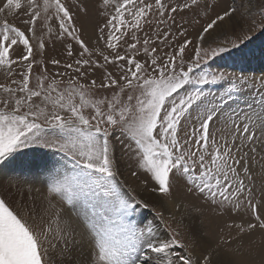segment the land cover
I'll return each instance as SVG.
<instances>
[{"label":"snow or ice","instance_id":"1","mask_svg":"<svg viewBox=\"0 0 264 264\" xmlns=\"http://www.w3.org/2000/svg\"><path fill=\"white\" fill-rule=\"evenodd\" d=\"M100 3L114 10L90 42L76 22L88 14L80 0H0V169L19 162L45 176L39 209L32 182L0 183V264H224L184 224L173 191L239 217L227 224L238 236L264 232V78L258 99L232 107L256 81L204 70L212 58L246 57L251 33L264 34V0H230L195 35L177 17L217 4ZM249 19L236 41L212 46L222 23ZM47 41L65 58L46 59ZM208 85L222 94L210 98ZM118 153L135 160L131 176L143 174L144 192L172 205L169 235L155 217L133 219L155 204L122 190Z\"/></svg>","mask_w":264,"mask_h":264},{"label":"rangeland","instance_id":"2","mask_svg":"<svg viewBox=\"0 0 264 264\" xmlns=\"http://www.w3.org/2000/svg\"><path fill=\"white\" fill-rule=\"evenodd\" d=\"M66 2L72 4L75 2V0H66ZM209 2L215 3L218 6L215 7L214 10L212 8H201L198 10L194 9L193 11L182 14V19L180 16L177 17V21L184 24V26L188 28V31L191 35H195L196 31H199L202 26L206 25V23L214 17L216 12H219L228 3H230V0H209ZM83 5L87 6L88 14L87 16H85L83 13H81L76 22L78 26H81L83 28L84 39L86 41H89L86 34L84 33L86 23L89 25V28L93 30V32L95 31L94 34L96 37L97 27L104 24L107 15L112 13L114 9L112 7L104 9L103 5L100 3V0H80V6ZM23 18L24 17L21 16L15 20V23L18 24L22 29L25 27L21 23V20ZM197 21L199 23H197ZM260 21L261 17L259 15H256L255 22L258 24L260 23ZM226 22L222 23L220 27L217 28L213 33V36L215 37L212 44L213 47L222 42L231 43L232 41H236L238 36L242 35L244 32H247L249 27L253 26L251 19H249L244 23V26L241 25L243 27L240 26L241 28H235L231 32H227L223 31ZM44 31L46 33V29ZM251 35L254 37V39L253 42L249 44L248 48L245 50L247 55L243 60H222L217 57L209 59L207 65L204 66L205 71L227 72L230 75L234 76H247L249 78H253L256 81L255 88L245 90V93L242 97H234L233 102H231L232 107H236L237 104L240 107H244L245 103L251 102L253 97H256L257 99L259 98L255 89L261 87L260 81L261 78H264V57L262 56V52L264 51V34H261L259 30H257L256 32L251 33ZM45 38L47 40V37ZM102 46L103 45L101 43V47ZM51 57L61 59L65 58L63 53V46L59 42H55V46H53V41H47L45 58L47 59ZM48 68L52 71L58 70L54 69V66H52L51 64L48 65ZM57 79H59V77H57ZM205 92L209 94L210 98H218V96L222 94L223 88L219 85H208L205 87ZM117 155L121 156L120 166L122 174L119 179L122 181V190L129 195L135 196L137 199L143 198L145 200H148L150 204H155V208H137L136 215L133 219L138 220L142 214H147L149 221H152L153 217H155V223L159 225L160 234L162 236L169 235L171 228L175 227L176 225L170 218L171 215L166 214V212L164 210H161L157 205V200H163L164 198L144 192L142 190V180L144 179L143 174H141L140 181L131 176V172L136 170L135 160L130 159L128 156L122 155L121 153H118ZM27 159L32 158L29 157ZM55 159L61 160V163H63V160L59 155H57ZM66 167L70 170L71 163L69 162ZM3 168L5 170H10L9 174L15 173L16 177L22 176L21 178H23V180H28L34 185L35 183H37L39 188L43 192L44 186L41 181L45 179V176L40 174L43 172V168H29L27 165H22L19 162L13 165H7ZM60 172L64 174V169L61 168ZM255 182L257 184L256 196L257 199H259L260 179L258 175ZM176 189H180L181 191H178ZM146 194L154 195L158 198L155 201L152 198L146 196ZM174 198H176L178 202L183 203L186 206V209L199 214L201 218L199 221L201 222L200 224L204 227V229L207 226L209 227L212 235L203 231L201 235H207L209 240L212 242L211 244L213 248H217V250L220 251V258H222V261L225 260L224 264H232L234 260L235 263L233 264H264V232L256 231L251 235L245 233L242 236H238V230H236L235 228L229 229L227 227V224H230L233 221L239 222V217H236L234 215L233 217L228 218L222 215V212L218 211L215 206H209V204L203 200L193 199L184 188H174L173 199ZM192 204H195L199 207V213L193 210ZM37 208L39 209L40 207ZM157 211H162L164 213L163 219H160L156 216ZM225 241H227V243Z\"/></svg>","mask_w":264,"mask_h":264},{"label":"bare ground","instance_id":"3","mask_svg":"<svg viewBox=\"0 0 264 264\" xmlns=\"http://www.w3.org/2000/svg\"><path fill=\"white\" fill-rule=\"evenodd\" d=\"M88 22V21H87ZM245 23V22H244ZM244 23L242 24L243 26H244ZM241 25H237L235 22H226L225 23V25H224V29H223V31H227V32H231L233 29H237V28H239ZM243 26H241V27H243ZM240 27V28H241ZM93 28V27H92ZM85 30H84V33L86 34V36H87V38L89 39V41L91 42L92 40H95V31L93 32V30H91L90 28H89V25L86 23V25H85V28H84ZM222 32V31H221ZM263 54H262V56L264 57V51L262 52ZM3 169V170H2ZM2 169H0V183H4V184H7V182H8V180H13V183H15V179H14V177L15 178H18V179H20V180H23V178H21L20 176H18V177H16L15 176V173H11V174H9V172H10V170H5L4 168H2ZM2 172V173H1ZM33 185V187H34V189H40L39 188V186H38V184L37 183H35V185L34 184H32ZM137 186V185H136ZM139 187V186H138ZM41 190V189H40ZM176 190H178V191H181L180 189H176ZM175 190V191H176ZM34 195L37 197V199H36V206L37 207H40V202H41V200H42V191L41 192H34ZM146 196H148L149 198H152L153 200H157V198L158 197H156V196H154V195H148V194H146ZM177 198V197H176ZM176 198H174V200H176ZM157 201H162V200H157ZM177 201V200H176ZM178 202V201H177ZM157 205L159 206V208L161 209V210H164L165 212H166V214H169V215H171L172 214V212H173V207H172V205L169 203L168 205H167V207L165 208V207H161L160 205H159V203H157ZM185 211H186V213H187V215L186 216H184L183 217V221H184V223H185V225H187L188 226V229L189 230H191V231H195V232H197L201 237H202V239L204 240V241H206V243L207 244H210L211 246H212V242L209 240V238L207 237V235H205V236H202L201 235V233H202V231L203 232H206V233H208V234H210V235H212L211 233V230L209 229V227L207 226V227H205V229H204V227L203 226H201V222L199 221L201 218H200V216H199V214H196V213H194V212H191L189 209H186V206H185ZM178 219H180L181 217H177ZM204 229V230H203ZM213 247V246H212ZM220 252V251H219ZM224 254V253H223ZM222 255V254H221ZM226 256V255H225ZM222 257V256H221ZM225 259V258H224ZM223 259V260H224ZM221 260H222V258H221ZM227 260V259H226ZM233 260V259H232ZM225 261V260H224ZM233 263H235V260L232 262V264Z\"/></svg>","mask_w":264,"mask_h":264}]
</instances>
